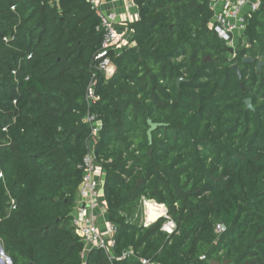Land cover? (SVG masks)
Segmentation results:
<instances>
[{
    "label": "trees",
    "instance_id": "obj_1",
    "mask_svg": "<svg viewBox=\"0 0 264 264\" xmlns=\"http://www.w3.org/2000/svg\"><path fill=\"white\" fill-rule=\"evenodd\" d=\"M135 1L131 45L114 57L112 76L98 74L92 106L117 227L109 257L101 248L83 255L71 215L88 152L85 91L103 39L99 18L86 0H0L4 251L12 264H264V0L234 57L207 0ZM148 119L165 123L151 143ZM142 198L167 209L173 234L162 217L129 221ZM128 249L135 254L122 258Z\"/></svg>",
    "mask_w": 264,
    "mask_h": 264
},
{
    "label": "built area",
    "instance_id": "obj_2",
    "mask_svg": "<svg viewBox=\"0 0 264 264\" xmlns=\"http://www.w3.org/2000/svg\"><path fill=\"white\" fill-rule=\"evenodd\" d=\"M57 1V0H56ZM99 18L97 29L102 32L103 39L100 49L95 55L92 73L85 91V100L88 111L85 121L90 127L88 139V152L79 167L83 171L82 182L78 188V198L71 213L72 224L76 233L84 243L83 255L86 256L92 248L103 249L109 257H112V249L116 243L115 233L117 227L109 222L107 208L105 205L104 179L102 171L94 152L96 139L99 137L103 124L98 115L92 111V106L99 101L100 96L96 94V81L98 74L103 73L110 77L115 72L114 57L131 45L134 31L130 29L129 22L140 19V12L135 0H124L125 10L118 11L115 8L108 9L104 0H86ZM213 10L211 26L224 39L234 57L236 48L247 44L244 31L247 26L248 16L260 6V0H207ZM146 207L142 211L141 206ZM161 206V207H159ZM158 213V219L164 218L162 230L167 234H173L177 225L167 209L151 200L142 198L139 208L129 219L131 223L148 226L152 213ZM103 220L105 226L102 228L99 222ZM157 221V220H156ZM155 222V221H154ZM226 229L223 223L216 225V232L221 233ZM133 249L123 252L122 258L133 256ZM9 256L3 248L0 234V264H10ZM202 258H205L203 256ZM11 259V258H10ZM141 264H160L145 257H139Z\"/></svg>",
    "mask_w": 264,
    "mask_h": 264
},
{
    "label": "water",
    "instance_id": "obj_3",
    "mask_svg": "<svg viewBox=\"0 0 264 264\" xmlns=\"http://www.w3.org/2000/svg\"><path fill=\"white\" fill-rule=\"evenodd\" d=\"M229 52H231V53L233 52V48H232V47L229 48ZM206 59L211 60V57L208 56ZM254 60H255L254 57H251V56H247V57L244 59L245 62H253ZM263 65H264V61H263V60H259V61L257 62V66H258V68H259L260 70H261V68H262ZM232 68L237 72L239 78H241V77H242V73H241V70H240L238 64H236V63L233 64V65H232ZM182 79H183L182 77L178 78L177 83L179 84V82H180ZM241 87L244 89V84H243V83H241ZM245 103H246V108H247V109L254 110V106H253V103H252V99H251V98H246V99H245ZM148 124H149V128H148V130H147V135H148L149 142L151 143V142H152V138H153V135H152L153 131H154L158 126H162V125H164L165 123H163V122H154L152 119H148ZM149 152H151V150H150ZM9 260H10V262H11V259H10V258H9ZM227 262H228L227 260L223 261L224 264H226ZM211 263H212V264H221V262L218 261V260H212ZM10 264H12V263H10Z\"/></svg>",
    "mask_w": 264,
    "mask_h": 264
},
{
    "label": "crops",
    "instance_id": "obj_4",
    "mask_svg": "<svg viewBox=\"0 0 264 264\" xmlns=\"http://www.w3.org/2000/svg\"><path fill=\"white\" fill-rule=\"evenodd\" d=\"M104 5L108 9L115 8L118 11H124L125 10V1L124 0H104ZM100 227L105 226V222L101 220L99 222Z\"/></svg>",
    "mask_w": 264,
    "mask_h": 264
},
{
    "label": "bare ground",
    "instance_id": "obj_5",
    "mask_svg": "<svg viewBox=\"0 0 264 264\" xmlns=\"http://www.w3.org/2000/svg\"><path fill=\"white\" fill-rule=\"evenodd\" d=\"M158 213L156 212V213H152L151 214V220L154 222V221H156L157 219H158Z\"/></svg>",
    "mask_w": 264,
    "mask_h": 264
},
{
    "label": "rangeland",
    "instance_id": "obj_6",
    "mask_svg": "<svg viewBox=\"0 0 264 264\" xmlns=\"http://www.w3.org/2000/svg\"><path fill=\"white\" fill-rule=\"evenodd\" d=\"M145 207H146L145 205H142V206H141V208H142V211L144 210V208H145ZM159 207H161V206H159ZM137 223L139 224V223H141V222H140V221H138Z\"/></svg>",
    "mask_w": 264,
    "mask_h": 264
}]
</instances>
